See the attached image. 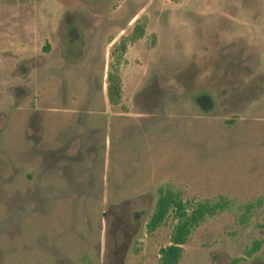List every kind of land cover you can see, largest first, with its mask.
Wrapping results in <instances>:
<instances>
[{
	"label": "rangeland",
	"instance_id": "374dc122",
	"mask_svg": "<svg viewBox=\"0 0 264 264\" xmlns=\"http://www.w3.org/2000/svg\"><path fill=\"white\" fill-rule=\"evenodd\" d=\"M165 183L231 202L178 264H264V0H0V264H157Z\"/></svg>",
	"mask_w": 264,
	"mask_h": 264
},
{
	"label": "trees",
	"instance_id": "16d2710c",
	"mask_svg": "<svg viewBox=\"0 0 264 264\" xmlns=\"http://www.w3.org/2000/svg\"><path fill=\"white\" fill-rule=\"evenodd\" d=\"M142 34L143 29L135 27L131 37L135 39ZM107 96L111 104H117L121 99V82L113 72H109L107 75ZM261 204V199L256 200L255 203H247L244 212L240 215V220L247 223L254 207L257 208ZM230 206L231 202L222 195L212 200L206 199L189 204L182 199L178 190L169 183L160 185L157 189L155 207L146 223V229L148 232L154 231L164 224L169 217L172 221L170 242L159 249L160 256L157 264H178L183 253V244L187 242L194 229L207 217L221 213ZM263 244L264 238L254 239L244 250L246 256L258 252Z\"/></svg>",
	"mask_w": 264,
	"mask_h": 264
},
{
	"label": "flooded vegetation",
	"instance_id": "af4514ba",
	"mask_svg": "<svg viewBox=\"0 0 264 264\" xmlns=\"http://www.w3.org/2000/svg\"><path fill=\"white\" fill-rule=\"evenodd\" d=\"M102 1H104V0H102Z\"/></svg>",
	"mask_w": 264,
	"mask_h": 264
}]
</instances>
